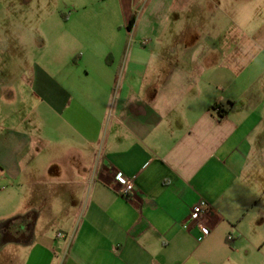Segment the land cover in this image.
Here are the masks:
<instances>
[{
	"label": "crops",
	"instance_id": "1",
	"mask_svg": "<svg viewBox=\"0 0 264 264\" xmlns=\"http://www.w3.org/2000/svg\"><path fill=\"white\" fill-rule=\"evenodd\" d=\"M43 25L81 52L0 53V264H264V0H0Z\"/></svg>",
	"mask_w": 264,
	"mask_h": 264
},
{
	"label": "rangeland",
	"instance_id": "2",
	"mask_svg": "<svg viewBox=\"0 0 264 264\" xmlns=\"http://www.w3.org/2000/svg\"><path fill=\"white\" fill-rule=\"evenodd\" d=\"M71 10L68 9H57V19L60 24V20L62 19V14H69ZM56 23V21H51L48 24ZM57 27V28H58ZM49 26L43 25L40 27L42 34L36 36L35 41L30 45V41H19V42H9L5 43L0 41V53H74L81 52V47L79 43L71 42L70 39L66 40V36L60 37L55 42H51L48 36ZM79 50V51H78Z\"/></svg>",
	"mask_w": 264,
	"mask_h": 264
},
{
	"label": "built area",
	"instance_id": "3",
	"mask_svg": "<svg viewBox=\"0 0 264 264\" xmlns=\"http://www.w3.org/2000/svg\"><path fill=\"white\" fill-rule=\"evenodd\" d=\"M116 179L121 186L119 192L120 195L128 198L132 193H134L135 186L131 179L120 173L116 176ZM210 212H212V207L206 201H200L193 207L188 222L184 225V228L189 230L191 226L194 225L200 230L204 237H207L210 234V229L203 223V217L208 215ZM58 237L63 238L65 235L59 233ZM228 240H231V237H228Z\"/></svg>",
	"mask_w": 264,
	"mask_h": 264
},
{
	"label": "trees",
	"instance_id": "4",
	"mask_svg": "<svg viewBox=\"0 0 264 264\" xmlns=\"http://www.w3.org/2000/svg\"><path fill=\"white\" fill-rule=\"evenodd\" d=\"M134 23V17H133V19L131 20V25Z\"/></svg>",
	"mask_w": 264,
	"mask_h": 264
}]
</instances>
